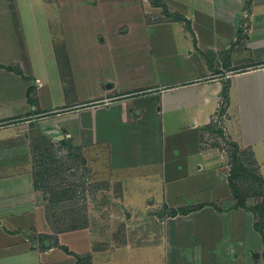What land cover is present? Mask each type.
Wrapping results in <instances>:
<instances>
[{
  "label": "crops",
  "instance_id": "obj_1",
  "mask_svg": "<svg viewBox=\"0 0 264 264\" xmlns=\"http://www.w3.org/2000/svg\"><path fill=\"white\" fill-rule=\"evenodd\" d=\"M216 121L264 179V0H0V264H264ZM61 141L117 192L120 244L38 198L36 144Z\"/></svg>",
  "mask_w": 264,
  "mask_h": 264
},
{
  "label": "rangeland",
  "instance_id": "obj_2",
  "mask_svg": "<svg viewBox=\"0 0 264 264\" xmlns=\"http://www.w3.org/2000/svg\"><path fill=\"white\" fill-rule=\"evenodd\" d=\"M236 109V105H232L228 116L235 115ZM214 124L207 128L202 138L203 146L212 147L224 154L230 170L236 162L257 171L249 154L250 158L244 154L240 156V152L237 155L235 153L237 160L233 159L234 141L228 137L219 121ZM46 146H48L46 143L40 145L42 153L33 164V172L38 185V198L46 203L50 217L60 228L87 225L101 234L105 245L110 246L113 241L120 244L124 240V223L121 222L120 214L123 215L125 211L117 206L119 202L114 198L117 192L115 194L110 192V188L106 190L105 187L108 185L104 186L105 182L94 181L88 167L79 157L73 155L75 153L73 150H68L60 143H56L54 150L46 151ZM234 185L233 190L245 204L247 197H254L255 202L261 197L264 200V186L261 187L253 177L243 174L235 179ZM128 187L133 191L131 184ZM159 194L161 193L152 192L157 201L160 199ZM138 199L135 197V201ZM250 202L252 203V200ZM155 239L159 240L158 235L154 237ZM155 254V251H146V256H151L150 260H158Z\"/></svg>",
  "mask_w": 264,
  "mask_h": 264
},
{
  "label": "trees",
  "instance_id": "obj_3",
  "mask_svg": "<svg viewBox=\"0 0 264 264\" xmlns=\"http://www.w3.org/2000/svg\"><path fill=\"white\" fill-rule=\"evenodd\" d=\"M159 1L160 0H154V3L159 4ZM11 70H13V69H11ZM16 73L19 74V75H21V76H23L25 78L22 70L16 69ZM228 89H229V83L226 82L225 85H224V88H223V96L224 97H227V95H228ZM214 125L215 124H213V126ZM59 143L62 146H64V147H67L69 149L71 148L70 145L67 142H65V141H61ZM233 145H234V156H233V159L236 161L237 160V157L235 156V153H236V155H237V153H239V148H238V145L236 143H234ZM36 147L39 148L40 145L39 144H36ZM50 149H53L54 150V145H52L51 143L48 146L45 147V150L46 151H49ZM38 151H39L40 154L42 153L41 147L39 148ZM50 155H52V153ZM73 155L76 156V157H81V155L80 154H77V153H74ZM82 163H84V162L82 161ZM231 164H233V162H231ZM233 165H234V167L231 168L230 174H229V177H228V180H229V183H230L232 189L235 186L234 185L235 179L237 177L243 175V174L244 175H247V176L253 177V180L255 182H257L261 187L264 186V179H263V177L256 170L249 169L246 166H242L240 164H236V162ZM34 184H35V187L37 189L36 194L39 195V193H38V185H37V182H36L35 177H34ZM233 192H234L235 197L238 199V204L241 205V206H243V207H245L244 200L241 199V198H239L238 193L236 191L233 190ZM202 207H203V205L200 204V205L194 206V207L181 208L179 210H177V209H171V210H169L168 215H170V216H176L179 213H181V214H188L190 212H193V211H196L198 209H201ZM252 210L254 212H256V215H257V218H258V220L256 221V224H255L256 229L262 234L263 241H264V200H262L261 203H258L255 206H253L252 207ZM77 227L78 226H71V228H77ZM78 264H83L82 263V260L80 258H78Z\"/></svg>",
  "mask_w": 264,
  "mask_h": 264
},
{
  "label": "water",
  "instance_id": "obj_4",
  "mask_svg": "<svg viewBox=\"0 0 264 264\" xmlns=\"http://www.w3.org/2000/svg\"><path fill=\"white\" fill-rule=\"evenodd\" d=\"M62 139V135L60 134L59 136H55V139ZM46 244H48L47 242H46Z\"/></svg>",
  "mask_w": 264,
  "mask_h": 264
}]
</instances>
